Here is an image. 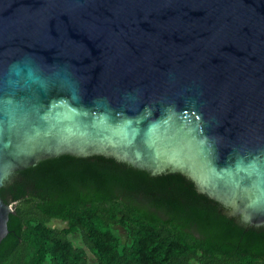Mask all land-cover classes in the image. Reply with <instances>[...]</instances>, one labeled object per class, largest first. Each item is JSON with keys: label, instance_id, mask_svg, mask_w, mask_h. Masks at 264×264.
Listing matches in <instances>:
<instances>
[{"label": "water", "instance_id": "95a60500", "mask_svg": "<svg viewBox=\"0 0 264 264\" xmlns=\"http://www.w3.org/2000/svg\"><path fill=\"white\" fill-rule=\"evenodd\" d=\"M94 153L264 224V0H0V187Z\"/></svg>", "mask_w": 264, "mask_h": 264}, {"label": "trees", "instance_id": "16d2710c", "mask_svg": "<svg viewBox=\"0 0 264 264\" xmlns=\"http://www.w3.org/2000/svg\"><path fill=\"white\" fill-rule=\"evenodd\" d=\"M0 197L13 208L0 264H264V224L242 223L179 172L60 154L13 172Z\"/></svg>", "mask_w": 264, "mask_h": 264}, {"label": "rangeland", "instance_id": "374dc122", "mask_svg": "<svg viewBox=\"0 0 264 264\" xmlns=\"http://www.w3.org/2000/svg\"><path fill=\"white\" fill-rule=\"evenodd\" d=\"M50 224H51L52 226H56V227H61V226H64V225H65V224L63 223V221H60V220H52V221L50 222ZM116 231L119 233V235H120L122 241H124V240H125V232L123 231V229H121V228H117ZM71 237H72L73 241H74L76 244H78V245H82V244L79 242V240L77 239V236H76V235H72ZM87 251H88V250H87ZM88 253H89V252H88ZM89 257H90L91 260H93V257H92V255H91L90 253H89Z\"/></svg>", "mask_w": 264, "mask_h": 264}]
</instances>
